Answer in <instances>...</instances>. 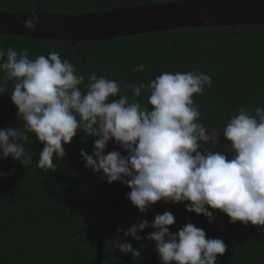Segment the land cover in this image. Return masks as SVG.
I'll return each mask as SVG.
<instances>
[{"label": "clouds", "instance_id": "obj_1", "mask_svg": "<svg viewBox=\"0 0 264 264\" xmlns=\"http://www.w3.org/2000/svg\"><path fill=\"white\" fill-rule=\"evenodd\" d=\"M40 23L31 14L23 21L29 30ZM30 48H0V93L10 91L16 116L23 127L0 129V158L11 157L24 166L32 164L30 135L43 144L36 166L55 171L65 156L64 145L78 132L96 137L91 154L80 150L85 167L102 173L107 183L120 182L130 188L131 204L143 213L160 200L183 203L189 212L202 214L211 223L209 208L227 214L230 223L239 221L264 226V107L250 114L244 107L230 116L223 137L230 141L227 152L217 150L215 129L201 122L194 94L211 87L209 75L197 71L163 72L148 84H125L89 73L88 82L76 67L58 52L30 58ZM139 64L133 71H145ZM130 91L129 99L124 92ZM146 91L147 103L138 97ZM111 98V99H110ZM151 106V110L147 107ZM112 141L120 150H105ZM5 173L0 172V177ZM174 215L165 211L154 219L117 228L134 240L155 242L161 264H216L227 245L219 238H206L192 223L177 232L169 230ZM151 227L154 231L141 236ZM115 248L140 257L141 249L117 238Z\"/></svg>", "mask_w": 264, "mask_h": 264}, {"label": "trees", "instance_id": "obj_2", "mask_svg": "<svg viewBox=\"0 0 264 264\" xmlns=\"http://www.w3.org/2000/svg\"><path fill=\"white\" fill-rule=\"evenodd\" d=\"M179 0H0V11L27 10L60 14H82L106 11L140 4L173 2ZM14 48L18 52L30 48L34 58L49 52H58L62 59L76 65L78 53L69 41L52 38H30L19 35H0V48ZM84 56L77 73L87 84L89 73H96L125 84H148L163 72L201 71L212 79L202 94L193 100L201 111V122L212 130L223 132L230 116L244 107L255 114V108L264 107V24L181 27L111 39L78 42ZM139 64L145 71H133ZM9 91L0 93V129L23 127L16 116ZM132 98L130 91L124 92ZM146 91L138 97L147 103ZM111 99V98H110ZM151 110V106H147ZM80 131L64 145L65 156L57 160L55 171L36 166L43 144L35 134L28 145L32 164L22 165L11 157L0 158V264H94L95 236L88 228L94 221L99 206L120 191V182L107 183L102 173L85 167L80 150L91 154L96 137H87ZM120 150L110 141L105 150ZM217 150L234 155L230 144L217 145ZM160 200L146 212H139L131 202L112 210L105 217V249L102 264H161L155 242L134 240L117 232L127 230L141 220L151 222L156 214L171 212L175 223L169 226L173 233L192 223L206 233V238H219L227 245L223 255H217L216 264H264V226L229 222L227 214L209 208L215 219L209 223L202 214L189 212L184 204ZM154 231L145 228L140 235ZM117 238L128 240L141 249L140 257L122 253L115 248Z\"/></svg>", "mask_w": 264, "mask_h": 264}, {"label": "water", "instance_id": "obj_3", "mask_svg": "<svg viewBox=\"0 0 264 264\" xmlns=\"http://www.w3.org/2000/svg\"><path fill=\"white\" fill-rule=\"evenodd\" d=\"M36 14L40 23L34 29L23 27L29 15ZM264 24V0H179L173 2L140 4L106 11L82 14H60L36 10L23 12L0 11V35H19L30 38L65 40L78 53L83 64L84 56L78 42L111 39L154 31H166L181 27H217ZM220 137L217 145L230 144ZM123 153V150L120 148ZM123 188L108 197L98 208L93 230L96 246L94 264H102L105 249V217L108 212L130 202Z\"/></svg>", "mask_w": 264, "mask_h": 264}]
</instances>
